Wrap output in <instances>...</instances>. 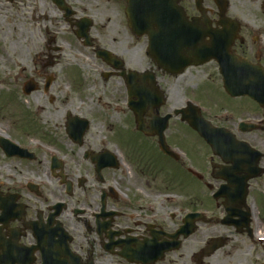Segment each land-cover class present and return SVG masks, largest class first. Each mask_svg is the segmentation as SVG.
<instances>
[{"label":"flooded vegetation","instance_id":"obj_1","mask_svg":"<svg viewBox=\"0 0 264 264\" xmlns=\"http://www.w3.org/2000/svg\"><path fill=\"white\" fill-rule=\"evenodd\" d=\"M113 1L0 0V264H264V0L169 68Z\"/></svg>","mask_w":264,"mask_h":264},{"label":"water","instance_id":"obj_2","mask_svg":"<svg viewBox=\"0 0 264 264\" xmlns=\"http://www.w3.org/2000/svg\"><path fill=\"white\" fill-rule=\"evenodd\" d=\"M127 13L134 15V18L130 19L132 29L138 31L140 28L151 37V47H154L156 41L167 43L171 32L184 26L178 23L176 28L170 27V10L164 0H129Z\"/></svg>","mask_w":264,"mask_h":264},{"label":"rangeland","instance_id":"obj_3","mask_svg":"<svg viewBox=\"0 0 264 264\" xmlns=\"http://www.w3.org/2000/svg\"><path fill=\"white\" fill-rule=\"evenodd\" d=\"M101 1L102 2H105V3L108 1V3H111V5L114 6V7L117 5V4H114L115 2L113 0H112L113 2H111V0H101ZM231 2L235 6L236 10H239L240 13H242V14L259 13V11L257 9H255L252 5H241V3H240L239 0H231ZM124 5H126V4H124ZM124 9H125V7L124 6L123 7L121 6L120 13L124 14ZM114 11L116 12V9H114ZM70 37H71L70 35H67V39L69 41H71V43L70 44H66V50H67V53L69 52L70 55H71V53H72L71 51L77 52V51H80V48L78 47V44H77L76 40L75 41H72ZM66 57H67V59H66L67 61H69V60L70 61H74L75 60V59H73L72 55H71V57H72L71 59L69 58V55L68 54H67ZM73 86L74 85L68 86L66 84V82H65V87H66V90L68 92L72 91V89H73L72 87ZM73 95H75V94L73 93ZM75 97H76V95H75Z\"/></svg>","mask_w":264,"mask_h":264}]
</instances>
